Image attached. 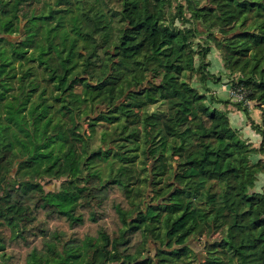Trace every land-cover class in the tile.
Segmentation results:
<instances>
[{"label": "trees", "instance_id": "obj_1", "mask_svg": "<svg viewBox=\"0 0 264 264\" xmlns=\"http://www.w3.org/2000/svg\"><path fill=\"white\" fill-rule=\"evenodd\" d=\"M186 3L0 0V264H264V0Z\"/></svg>", "mask_w": 264, "mask_h": 264}, {"label": "rangeland", "instance_id": "obj_2", "mask_svg": "<svg viewBox=\"0 0 264 264\" xmlns=\"http://www.w3.org/2000/svg\"><path fill=\"white\" fill-rule=\"evenodd\" d=\"M175 3H176V1H175ZM182 3H183V5L187 4L186 0H182ZM203 3H205V2H202V4ZM199 30H203V29L199 27ZM193 40H195V39H193ZM216 53L219 55V52L214 49L208 55L210 60H211L210 69H211L212 66L214 67L215 64H216V59L215 58L218 56V55H216ZM219 57H220V55H219ZM227 83H229L230 86H231V89H230V95H231V90L233 89L232 88V82L228 81ZM230 97L232 99V100L229 99L230 102L237 107V105L234 102L235 100L232 98V96H230ZM224 104L227 105L228 103H224ZM252 106L256 108L255 110H257L256 113H259V117L257 118L258 120L253 118V116H251V115H250V117H251V119L255 120L256 122H260L262 120V110L259 107H256L254 104H252ZM240 110H242V109H240ZM246 117L248 118V116L245 114V116L243 117L245 121H246ZM248 120H249V118H248ZM249 124L251 126L250 121H249ZM240 132L246 139H248L252 143L257 142L256 141V139H257L258 140V145L257 146L260 145V143L262 141V137L256 130L254 132L252 130H246L245 128H243V129H240ZM127 156H129V155H119V156H117L115 158H111L105 164H109V166H110V163H111V167H113V170L116 169V173H118L117 175H120V176H122V178L127 179V178H129V175H130V171H131L130 168L135 169V171H136V166L132 165L134 163V161L130 162V161L124 159V157H127ZM100 163H101V161H100ZM112 164H113V166H112ZM103 167L106 168L105 165H103ZM141 178H142V174L137 177V180H140ZM52 184L47 185L46 186L47 189L54 188V185L56 186L55 182H53ZM57 185H58V183H57ZM142 189L145 191V186H142ZM65 221H62V223L67 226V224H66L67 222H65ZM79 229H80V233L83 234V235L84 234H96L97 233V231H96L97 225H96L95 222H93L91 220L90 215H89V211H86L85 222L83 223V225Z\"/></svg>", "mask_w": 264, "mask_h": 264}, {"label": "crops", "instance_id": "obj_3", "mask_svg": "<svg viewBox=\"0 0 264 264\" xmlns=\"http://www.w3.org/2000/svg\"><path fill=\"white\" fill-rule=\"evenodd\" d=\"M216 55H218V54L216 53ZM215 59H216V64L214 67L213 66L211 67V70H212V72L218 74V73H220V71L223 70L224 65H223V61L219 57V55ZM209 85H210L211 89L214 90V92H216L218 97H220L222 99H226V100L231 99V97H230L231 86L229 83H227L225 78L222 79L221 81H218V82L210 81ZM215 105H217L221 109L228 111L229 116H230L231 126L233 128H236L239 130L245 128L246 130H252L255 132V130H253V128L250 126L248 118L246 117V121L244 120L243 117L246 114V112L244 110H240L231 102H228L227 105H225L224 103H215ZM249 108H250V115L253 116V118H255L256 120H258L257 118L259 117V113H256V111H257V110H255L256 108L253 107L252 104ZM256 141L257 142H254L253 144L257 146L258 140L256 139Z\"/></svg>", "mask_w": 264, "mask_h": 264}, {"label": "built area", "instance_id": "obj_4", "mask_svg": "<svg viewBox=\"0 0 264 264\" xmlns=\"http://www.w3.org/2000/svg\"><path fill=\"white\" fill-rule=\"evenodd\" d=\"M230 96H232V98L235 100V101H242V100H244V98H245V91L240 87V88H238L237 90H234V89H232L231 90V95ZM247 103H248V105H249V107L251 106V102L250 101H247Z\"/></svg>", "mask_w": 264, "mask_h": 264}]
</instances>
